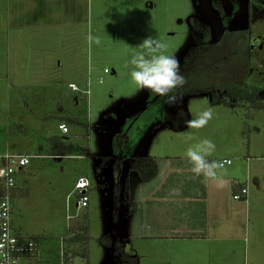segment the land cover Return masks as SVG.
<instances>
[{
    "label": "rangeland",
    "instance_id": "rangeland-1",
    "mask_svg": "<svg viewBox=\"0 0 264 264\" xmlns=\"http://www.w3.org/2000/svg\"><path fill=\"white\" fill-rule=\"evenodd\" d=\"M221 1L219 10L214 0H0V150L30 151L37 136L60 133L62 116L87 120L70 125L68 132L88 150L87 156L34 157L19 174L20 191L12 202L15 228L47 239L65 234L71 225L88 226V257L77 255L71 264H121L114 248L100 242L102 236L121 241L134 257L123 264H170L160 253L167 245L129 238L124 214L134 206L126 200L130 162L142 156L185 157L189 147L205 138L216 145L213 160L232 161L221 172L231 175L236 168L243 176L240 183L264 203V108L226 94L221 97L229 105L212 101L214 85L231 82V65L248 61V81L264 87V0ZM89 33L100 38V45L89 46ZM149 36L165 43L166 54L175 55L180 66L196 46L221 44L227 36L240 39L241 54L233 64L230 60L211 70L206 67L213 75L205 73L190 83L198 91L169 106L165 98L136 92L130 78L128 62ZM242 36L247 37L244 48ZM70 83L81 90L72 91ZM257 98L264 103L261 88ZM75 100L80 102L76 111ZM179 107L191 120L210 108L213 119L198 131L177 130L166 124V115ZM189 134L192 140L186 139ZM80 177L91 186L88 206L78 208L71 193ZM238 202L235 207H242ZM258 206L248 211L251 230L239 243L231 242L227 255H220L224 264H264V208ZM156 248L161 249L154 253ZM172 250L178 255L173 264L195 259L185 257L190 251L181 247Z\"/></svg>",
    "mask_w": 264,
    "mask_h": 264
},
{
    "label": "crops",
    "instance_id": "crops-1",
    "mask_svg": "<svg viewBox=\"0 0 264 264\" xmlns=\"http://www.w3.org/2000/svg\"><path fill=\"white\" fill-rule=\"evenodd\" d=\"M177 157L167 154L155 156L158 171L152 178H142L132 170L127 175L126 200L135 206L134 211L124 214L129 220V238H136L139 242L152 240L160 247L167 245V250H160V253L167 257L170 264L178 256L175 254L177 250H172L174 245L190 251L185 254V257L192 255L195 258L190 264H224V257L220 255H227L232 243L243 240L247 230L254 226L249 209L258 203L262 210L264 203L254 193L251 195L249 190L247 199L240 202L234 199L233 183L240 182L243 177L236 168L229 171L231 175L221 172L220 179L204 181L202 177L194 178L186 157ZM249 162L250 158H247L246 182L251 179ZM237 202L242 207H235ZM238 248L235 247L233 252H237ZM247 250L246 244L245 253ZM180 257L184 259V254Z\"/></svg>",
    "mask_w": 264,
    "mask_h": 264
},
{
    "label": "trees",
    "instance_id": "trees-1",
    "mask_svg": "<svg viewBox=\"0 0 264 264\" xmlns=\"http://www.w3.org/2000/svg\"><path fill=\"white\" fill-rule=\"evenodd\" d=\"M251 1V0H250ZM215 6L220 10L222 9V1L214 0ZM242 47L247 43V37L242 36ZM240 39L237 37L227 36L221 44L209 43L200 44L195 47L194 51L189 54L188 59L183 62L180 66V73L186 78L187 83L182 89L177 90L178 96H185L186 94H192L198 89L194 86L190 88V83L194 80L198 81L202 76L206 74L213 75L212 71L207 73L204 71L206 67L211 70V68L218 67L222 62H230L233 64L234 57H237L239 53L241 54L239 48ZM248 62V61H247ZM239 63L240 65H231L229 68V73L232 75L231 82H222L218 85H214V92L212 93V101L214 103H223L229 105V100L222 98L221 94H226L232 99L238 101H248L255 108L262 109L264 108V103L260 101L258 97L260 87L252 85L248 81L249 69L248 63ZM213 66V67H211ZM202 80V79H201ZM189 87V88H187ZM211 91L213 88H207ZM79 101H74L72 106L73 110L76 111V104ZM84 104V103H81ZM84 106V105H83ZM75 108V109H74ZM83 108V107H82ZM81 108V109H82ZM190 115L184 107H179L174 111H169L166 115V124L173 126L177 130H182L187 128L186 121H189ZM61 121H65L68 125H79L87 124V120L80 118L78 115H65L61 117ZM84 121V122H83ZM38 139L36 138V143L32 142L30 151L19 150L11 148L10 150L28 153L34 155V157H52V158H66V157H80L85 156L88 153V150L82 146H79L69 133L63 134L60 130V133H53L50 135L44 134L39 135ZM5 150V147L2 148ZM33 157V158H34ZM32 160V159H31ZM130 170L136 171L142 178H152L157 174L158 171V162L155 157L151 156H142L132 158ZM243 183L234 181L233 183V194L240 192ZM246 186V185H245ZM20 191V189L15 190V195ZM247 195L245 196V199ZM134 207V206H133ZM132 207L131 212L134 211ZM91 235L89 232L88 226L78 227L75 225L69 226L66 233L57 236L45 238V241L58 243L60 239L64 240L66 252L68 254V262L66 264H71L69 257H74L81 255L84 258L88 257V245L91 241ZM44 239V238H43ZM100 242L104 245L111 246L114 248L115 258L118 263H132L133 256L131 257L125 251L124 245L121 241H114L111 236H102ZM50 256H53L52 253ZM53 260L46 262L44 264H60V255L58 252H54ZM135 263V262H134Z\"/></svg>",
    "mask_w": 264,
    "mask_h": 264
},
{
    "label": "built area",
    "instance_id": "built-area-1",
    "mask_svg": "<svg viewBox=\"0 0 264 264\" xmlns=\"http://www.w3.org/2000/svg\"><path fill=\"white\" fill-rule=\"evenodd\" d=\"M105 71L109 72V69ZM69 88L74 92L81 90L76 83H70ZM59 129L63 134L70 131L65 122L59 124ZM33 157L32 154L10 149L0 150V264H44L53 260L55 251L60 255V264H66V260L68 262L63 239L58 243L48 242L41 237L24 235L14 226L12 202L15 190L20 189L18 176ZM219 161L223 166L232 163L230 159ZM90 186L91 183L85 177H80L76 182L71 194L77 197L78 208L88 206ZM247 194V186L242 185L240 192L234 193L233 197L243 200ZM68 217L71 219L73 215ZM51 253L53 256H50ZM72 260L73 257H69V261Z\"/></svg>",
    "mask_w": 264,
    "mask_h": 264
},
{
    "label": "clouds",
    "instance_id": "clouds-1",
    "mask_svg": "<svg viewBox=\"0 0 264 264\" xmlns=\"http://www.w3.org/2000/svg\"><path fill=\"white\" fill-rule=\"evenodd\" d=\"M86 39L89 46L101 43L100 38L91 33ZM137 47L140 51L128 62L132 66L130 78L136 92L146 90L152 95L165 98L164 103L169 106H175L182 98L177 95V90L182 89L187 83L186 78L180 73L179 59L175 55L166 54L167 45L151 36L145 38ZM128 64L125 67H128ZM212 119L213 111L209 108L201 112L197 119L186 121V125L189 129L198 131L207 127ZM186 139L192 140L193 136L189 134ZM215 151V143L207 138L187 149L185 157L191 165L190 170L194 178L202 177L204 181L220 179L223 164L209 159Z\"/></svg>",
    "mask_w": 264,
    "mask_h": 264
},
{
    "label": "flooded vegetation",
    "instance_id": "flooded-vegetation-1",
    "mask_svg": "<svg viewBox=\"0 0 264 264\" xmlns=\"http://www.w3.org/2000/svg\"><path fill=\"white\" fill-rule=\"evenodd\" d=\"M257 40H258V39H257ZM257 40H256V41H257ZM254 42H255V41H254ZM260 88H261V90H264V87H260Z\"/></svg>",
    "mask_w": 264,
    "mask_h": 264
}]
</instances>
